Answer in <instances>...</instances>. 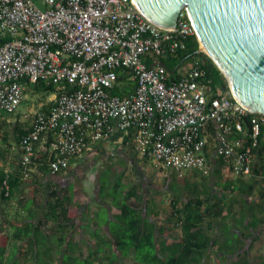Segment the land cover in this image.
I'll return each instance as SVG.
<instances>
[{
  "label": "built area",
  "instance_id": "built-area-1",
  "mask_svg": "<svg viewBox=\"0 0 264 264\" xmlns=\"http://www.w3.org/2000/svg\"><path fill=\"white\" fill-rule=\"evenodd\" d=\"M42 4L43 9L33 0H0V30L8 35L0 38V111L18 109L27 83L57 85L49 110L37 111L19 139L24 178L31 177L44 135H52L47 163L54 175L72 158L92 153L94 143L115 129L132 134L138 154L162 172L211 175L216 157L235 177L248 178L261 167L255 150L264 113L234 98L228 82L220 91L198 59L173 80L166 68L146 63L153 53L185 49V39L196 36L185 8L176 26L162 27L133 0ZM123 69L130 70L135 88L114 94Z\"/></svg>",
  "mask_w": 264,
  "mask_h": 264
},
{
  "label": "trees",
  "instance_id": "trees-1",
  "mask_svg": "<svg viewBox=\"0 0 264 264\" xmlns=\"http://www.w3.org/2000/svg\"><path fill=\"white\" fill-rule=\"evenodd\" d=\"M185 43L186 48L176 53L151 54L146 58V63L150 65L154 61L164 59L171 69H175L174 73H167L168 79L173 80L180 75L178 71L183 65L189 66L198 59L206 69L207 76L228 89L224 74L206 53L199 52L193 55L199 48L196 36L187 37ZM27 84L34 85V90L40 89L46 94L57 93V85L53 81L38 80ZM134 88L135 82L130 79V70L119 71L117 84L112 89V93L126 95L133 92ZM127 140H129L128 143ZM122 142L123 147L127 148L134 157L139 155L132 143V134L123 135ZM259 142L260 146L258 150H255V154H257L256 158L263 163L260 168L255 167L253 175L248 178L235 177L230 169H226V162L219 157L215 159L216 165L211 175L194 172L180 176L174 171L162 172V184L158 185L162 188L165 185L170 186L173 191L172 199L165 209L159 208L163 203L162 200L157 202L153 198L148 199L145 192L140 191L139 183L128 188H121L124 183L122 171L118 178L116 177L117 179L110 178L111 182L113 180L114 193L107 194V191L102 201H98L101 207L103 204H112L119 210L106 220V223L110 224L109 235H106L102 242H97L99 247H106L105 256H98L99 251L96 249L84 256L81 251H77L78 243L72 239L66 241L63 232L56 242H51L49 245L48 241L54 239V234H46L41 229L46 241L43 245L46 248L36 253L34 262L36 261V264H67L69 261L73 264H130L131 260V264H211L212 251L216 250L223 256L235 252L241 248L242 240L233 227L243 224L255 229L260 224H264V157L262 154L264 125H262ZM109 156L114 158L111 152ZM113 160L110 159L107 163L111 167ZM72 161L73 158L70 164ZM43 167L48 169V163L45 162ZM68 168L57 174L63 173ZM19 176L22 181L28 180L23 177L20 168L15 176L13 174L8 176L6 173L1 176L0 187L3 195L10 197L12 191L20 184L17 181ZM172 177L178 178L181 182L171 186ZM198 177H201V180ZM111 182L105 180L100 184L99 190L106 192ZM49 187L50 200L44 218L55 220L58 228L64 230L66 223L72 220L69 206L73 203L75 194L69 186L63 188L55 184ZM151 189L153 188L149 187V192ZM158 190L154 189V192ZM181 190L185 192L184 195ZM255 194L258 195L261 203L254 199ZM161 213L166 214L165 220L161 221ZM259 213L263 215L259 216ZM242 235L245 236V233L243 232ZM220 237L223 239L220 240ZM65 245L66 248L73 249L72 252L60 256V260H55L52 257L53 248ZM115 249L120 251L121 255H118ZM0 262L3 263L2 258ZM8 263L18 264L11 259ZM245 264L248 263L245 262Z\"/></svg>",
  "mask_w": 264,
  "mask_h": 264
},
{
  "label": "crops",
  "instance_id": "crops-1",
  "mask_svg": "<svg viewBox=\"0 0 264 264\" xmlns=\"http://www.w3.org/2000/svg\"><path fill=\"white\" fill-rule=\"evenodd\" d=\"M0 38H8V35L0 30ZM221 88L223 89L222 86ZM47 95L45 99H38L23 112H17L18 110L11 113L0 111V178L5 173L8 176L10 174L15 176L19 170L21 159L19 136L31 125L34 114L37 111L49 110L55 99L56 92ZM10 136L14 143L11 142ZM51 139L52 135H44L43 144L40 143L38 145L31 177L22 181L19 176L17 181L20 184L12 191L10 197L3 195L0 187V258L3 259V263L0 262V264H9L10 259L7 260L5 258L10 257L8 255L9 252H14L12 258L13 260L17 259L18 264H36V261L34 262L36 253L42 252L46 248L43 245L42 230L46 234H54V240L48 241L49 245H51V242H56L59 235L63 232L66 241L72 239L78 243L77 251H81L84 256H87L91 250L95 249L99 251L98 256H105L104 250H106V247H99L97 242L109 235L110 224L106 223V220L109 219L111 214L117 213L119 210L112 204H103L106 209L107 219L102 220L98 216L101 206H99L97 201L88 205L80 200L76 212L71 211L69 206L72 220L70 223H66L64 230H60L55 220L44 218L50 200L49 186L59 184L61 187L66 188L72 181L75 183L76 179L80 178V180L82 179L81 187L77 189L76 186L78 185H75V195L92 196L83 190L84 184L86 186L89 185L86 182L88 172L98 165L97 159L102 158L105 161L110 158V152L108 151L113 149L115 153L117 152L116 155L120 153V156L126 161L135 159L143 161L146 159L140 155L134 157L128 152L127 148L123 147L122 144L123 133L115 129L109 139L94 143L92 153L73 159L66 171L53 175L48 169L43 167V164L47 162L50 156ZM110 146H113L116 150ZM144 161L146 162L145 164ZM144 161L140 162L144 170L146 168L144 165H149V167L153 168V163L150 160ZM254 199L260 201V203L262 202L257 194L254 195ZM262 215L263 213H259V216ZM88 216L92 220L89 221ZM233 230L239 234L242 240L241 248H238L233 253L225 254L226 256L218 254L214 249L215 251L210 254V263L245 264L247 262L248 264H264V224H260L255 229L239 224L238 227H233ZM243 232L245 236L242 235ZM222 239L220 237V240ZM106 241L108 240L106 239ZM66 247V245L63 247L55 246L52 251V257L59 259L60 256L65 255L67 252H72L73 249ZM115 251L118 255H121L120 251L117 249ZM130 262L132 261L130 260Z\"/></svg>",
  "mask_w": 264,
  "mask_h": 264
},
{
  "label": "water",
  "instance_id": "water-1",
  "mask_svg": "<svg viewBox=\"0 0 264 264\" xmlns=\"http://www.w3.org/2000/svg\"><path fill=\"white\" fill-rule=\"evenodd\" d=\"M140 12L162 27H174L186 9L199 52L224 74L231 94L251 112L264 113V0H133ZM160 65L174 72L164 59Z\"/></svg>",
  "mask_w": 264,
  "mask_h": 264
},
{
  "label": "rangeland",
  "instance_id": "rangeland-1",
  "mask_svg": "<svg viewBox=\"0 0 264 264\" xmlns=\"http://www.w3.org/2000/svg\"><path fill=\"white\" fill-rule=\"evenodd\" d=\"M33 1L35 2V4L38 7L42 8V9L44 8V5L42 4V0H33ZM182 67H184V65ZM33 88H34V85L26 84L25 90H24V100L22 101V103L18 107L17 112H23V111L27 110L35 101H37L38 99H45L48 96L46 94V92H44L43 90H40V89L34 90ZM218 89L220 91H222L220 86H218ZM9 138L11 139V142L14 143L11 136ZM110 147L114 148L113 146H110ZM112 150L108 151V152H112ZM116 154H117V152L114 155L115 158H109L105 161L102 158L97 159L98 165L95 166L96 168L90 169V171L88 172V176H87L88 178L86 179V182L89 185H87L88 186L87 187L84 184V188H83L84 191H87L88 194L92 195V196H87V195H82V196L77 195L76 196L75 195V198H74L75 200L73 201L72 204H70L71 211L76 212L78 210V203L80 200L84 204L89 205L91 203L93 204L94 201L95 202L96 201L98 202L99 200L102 201V198L105 196L107 191H108L107 194H109V192H111L113 194L114 193V190H113L114 187L112 185L113 180L117 179L122 171L124 172V176H123V182L124 183L121 185V188H128V187H131L132 185H138L137 183H139L140 191L145 192L146 197L148 199L153 198L157 202L162 200L163 203L160 204L159 208L160 209L167 208L170 199H172L173 191L170 188V186L165 185L162 188L161 186L158 185V184H162V177H161V175L163 174L162 171H160L156 167L151 168V167H149V165H144L146 167L145 168L146 171H145L144 168H142V166L140 165V162H143L144 160L142 161L141 159H138V160L135 159V160L126 161V159H123L120 156V153H118V155H116ZM110 159H112V160L114 159L112 167L107 164ZM144 163H146V162L144 161ZM155 169H157V170H155ZM110 178L113 179L112 182H111ZM81 180H80V178H77L75 183L72 181L71 184L69 185V188L73 191L74 194H75V185H78V186H76V188L80 189ZM105 180H108L111 182L110 185L108 186L106 192L99 190L100 184H102V182H105ZM180 182L181 181L178 178L172 177L170 180V185L175 186L176 184H178ZM129 184H130V186H129ZM149 187L153 188V189H151V192H149ZM154 189H157V190L159 189V190L154 192ZM218 189H220V187H218ZM181 192L183 193V195L185 194L184 191L181 190ZM105 200H108V199H105ZM98 216L102 220L107 219L105 206H102L99 208ZM165 217H166V214L161 213V218H160L161 221L165 220L164 219ZM88 220L90 221V220H92V218L90 216H88ZM41 235H42V240H43V244H44V242H46V241H44L45 237H44L43 233H41ZM13 254H14V252H9L8 255L10 257H5V258L7 260L8 259L13 260V258H12ZM14 260L18 261L17 259H14ZM55 260H60V258L55 259ZM126 261H128V260H126ZM129 263L131 264L132 262L129 261ZM67 264H73V263H72V261H69Z\"/></svg>",
  "mask_w": 264,
  "mask_h": 264
},
{
  "label": "flooded vegetation",
  "instance_id": "flooded-vegetation-1",
  "mask_svg": "<svg viewBox=\"0 0 264 264\" xmlns=\"http://www.w3.org/2000/svg\"><path fill=\"white\" fill-rule=\"evenodd\" d=\"M198 179H200V180H201V177H198Z\"/></svg>",
  "mask_w": 264,
  "mask_h": 264
}]
</instances>
